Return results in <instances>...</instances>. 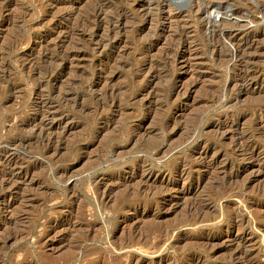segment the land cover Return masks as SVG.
<instances>
[{
    "label": "rangeland",
    "instance_id": "374dc122",
    "mask_svg": "<svg viewBox=\"0 0 264 264\" xmlns=\"http://www.w3.org/2000/svg\"><path fill=\"white\" fill-rule=\"evenodd\" d=\"M96 1L0 0V155L23 173L0 179V264H245L227 237L264 264V0L204 14L242 10L238 56L193 18L195 0H161L182 15L163 30L155 5L145 23L135 0H106L120 28L89 37ZM45 108L69 119L51 149L30 126Z\"/></svg>",
    "mask_w": 264,
    "mask_h": 264
},
{
    "label": "bare ground",
    "instance_id": "6f19581e",
    "mask_svg": "<svg viewBox=\"0 0 264 264\" xmlns=\"http://www.w3.org/2000/svg\"><path fill=\"white\" fill-rule=\"evenodd\" d=\"M161 0H159L158 2H156V0H135V6H136V10H139L141 11V15L139 16L143 22L145 23H148L149 21H151L153 19V12L151 9H155L154 7L152 8L153 5H155V7L159 8V11L160 12H164L165 11V16H163L161 19V23L160 26L162 27V30L163 28L165 29L166 27V24H168V26H170V28L172 27V23L173 22H176V24H178V21L180 19V17L182 15L181 12H178L175 14V12H170V4L168 5V3H162L160 2ZM165 1V0H164ZM225 1H229V0H225ZM234 3H236L238 0H230ZM97 2V1H96ZM106 4V0H100L97 2V5H94L92 7V9H90L89 12H86L84 15V17L82 18L83 21L81 22V26H82V29L84 30L83 34H87V36L91 37V31L93 29L94 26L98 27L100 29V27L102 26V24H105V26H107V32H115L116 29H118V27L120 28V25H121V15H119L116 19H112V17H107V15H105V12H104V6ZM193 9L195 11H193L194 13V16L196 17H193V18H197V19H201L204 21V26L205 27H212L213 31H217L219 33V35H221L225 40H226V43H228L229 45H234L235 44H239L240 41L242 40L243 37H245L244 35L246 36H250L249 34H251V30H250V27H249V30H247L246 28V24L244 21H238L236 20L237 17H238V14H241L242 10L240 9H230V10H227L228 12H230V14H225L226 16L223 17V18H220V23L217 24L216 21L213 19H211L209 16H206L204 15L205 12L207 11L208 7L213 5V1L212 0H195L194 3H193ZM238 4V3H236ZM241 4V2H240ZM126 5V4H125ZM235 5V4H234ZM239 6V5H238ZM107 7V6H106ZM240 7V6H239ZM131 8V6H130ZM133 8H134V5H133ZM132 8V9H133ZM157 8V9H158ZM107 9V8H106ZM156 9V10H157ZM242 9V7H241ZM116 12V11H115ZM192 14V13H191ZM112 15V14H111ZM127 15V14H126ZM139 15V14H138ZM113 16V15H112ZM116 17V16H115ZM125 18V17H123ZM179 18V19H178ZM236 18V19H235ZM81 19V18H80ZM79 19V20H80ZM154 20V19H153ZM248 20V19H247ZM124 21V20H123ZM249 22V21H248ZM251 22V21H250ZM125 23V22H124ZM152 24V23H151ZM78 25V24H76ZM124 25V24H123ZM179 27L181 26L180 24H178ZM177 25V26H178ZM184 25V24H183ZM190 25V24H189ZM189 25H186V26H189ZM80 26V27H81ZM87 26L89 28V26H92L90 27L88 30H87ZM185 26V25H184ZM219 26H222V27H219ZM143 27V26H142ZM176 27V26H175ZM216 27H218L217 29H215ZM71 28V27H70ZM181 28V27H180ZM185 28V27H184ZM176 29V28H175ZM103 30V29H102ZM169 30V29H168ZM172 30V29H171ZM177 30V29H176ZM179 32V31H178ZM183 32V31H182ZM212 32V31H211ZM74 33V32H73ZM82 33V32H81ZM177 33V32H176ZM262 33V32H261ZM103 34V33H101ZM106 34V33H105ZM115 34V33H114ZM117 34V32H116ZM174 34V33H173ZM192 34V33H191ZM68 35V34H67ZM66 35V36H67ZM78 35V34H77ZM177 35H180L177 34ZM107 36V35H106ZM188 36V35H187ZM82 37V36H81ZM112 37V36H111ZM171 37V36H169ZM101 38V37H100ZM253 38V37H252ZM60 39V38H59ZM70 39V38H69ZM104 39V38H103ZM108 39V38H106ZM110 39V37H109ZM112 39V38H111ZM113 39H117L116 37H113ZM186 40V39H185ZM62 41V40H60ZM68 41V40H67ZM111 41V40H110ZM117 40H114L113 41V44L116 43ZM246 41V40H245ZM255 41V40H254ZM185 41H183L184 43ZM222 42V41H221ZM63 43V42H62ZM65 43V42H64ZM193 43V42H192ZM248 43V42H246ZM103 44V43H102ZM101 44V45H102ZM251 44V43H250ZM249 44V46H250ZM46 45V44H45ZM54 45V44H53ZM107 45V43H106ZM111 45V44H110ZM190 45V44H189ZM112 46V45H111ZM169 46V45H168ZM233 46V47H234ZM239 46V45H238ZM244 46V45H243ZM46 47V46H44ZM50 47V46H48ZM58 48V46H56ZM61 47V45H60ZM103 47V46H102ZM242 47V46H241ZM52 48V47H51ZM228 48V47H227ZM50 49V48H48ZM53 49V48H52ZM187 49V48H186ZM191 49V48H190ZM189 49V50H190ZM234 49V52H236V55L239 54V47L237 48V45L235 46ZM249 48H247L248 50ZM63 50V49H62ZM78 50V49H77ZM213 50V49H212ZM56 51V50H55ZM60 51V50H59ZM39 52V51H38ZM52 52V51H51ZM74 52H71L70 53V56H73L74 55ZM44 53V52H43ZM54 53V51H53ZM57 53V52H56ZM61 53V52H60ZM111 53V52H110ZM38 54V53H37ZM52 54V53H51ZM58 54V53H57ZM77 53H75L76 55ZM171 54V53H170ZM177 54V53H176ZM241 54H242V51H241ZM240 54V55H241ZM44 55V54H43ZM48 55V54H47ZM149 55V54H148ZM244 55V54H243ZM53 56V54H52ZM63 56V55H62ZM66 56V55H64ZM63 56V57H64ZM238 56V55H237ZM51 57V56H49ZM181 57V56H180ZM54 58V57H53ZM71 58V57H70ZM69 58V59H70ZM76 58V57H74ZM190 58V57H189ZM52 59V57H51ZM56 59V58H55ZM67 59V58H65ZM116 60V58H114ZM175 59V58H174ZM32 60V59H31ZM37 60V59H36ZM59 60V59H57ZM64 60V59H63ZM29 61V60H28ZM52 61V60H51ZM32 62V61H31ZM35 62V61H34ZM69 62V61H68ZM170 62V61H169ZM240 62V61H239ZM29 63V62H28ZM54 63V62H53ZM156 64V63H155ZM164 64V63H163ZM172 64V63H171ZM190 64V63H189ZM35 65V64H34ZM32 64V66H34ZM70 65V64H69ZM72 65V64H71ZM184 65V64H183ZM31 66V65H30ZM115 66V65H114ZM154 66V65H153ZM108 67V66H107ZM157 67V66H156ZM101 70V69H100ZM110 70V69H109ZM104 72V71H103ZM101 73V72H100ZM99 73V74H100ZM107 73V72H106ZM59 74V73H58ZM49 75V73H48ZM51 77L53 76V74L51 73L50 74ZM49 75V76H50ZM115 75V71H110L109 75L107 76H101L102 79H108V78H111L112 76ZM48 77V76H47ZM55 78V77H54ZM58 78V77H57ZM48 79V78H47ZM50 79V78H49ZM239 79V78H238ZM103 81V80H102ZM107 81V80H106ZM59 82V81H58ZM247 87L251 88V89H255V87L258 86L257 83H253V81H249L247 83H245ZM257 85V86H256ZM185 93V92H184ZM47 104V103H46ZM43 105V104H42ZM50 106V105H49ZM42 107V106H41ZM44 108V107H43ZM43 110V109H42ZM46 110V108H45ZM40 111V110H39ZM42 116H38L37 119L32 123L30 124V126L32 127V129H37L41 132H44L45 128H46V131H49L51 132L49 135H51V137H48L47 138V142L48 144H50L48 146V148H50V146H52L53 144L55 145L57 143V141L59 142V140L61 139V134L63 135L65 132V130H67L69 128L68 124H69V119L66 117V116H63L62 115V112L59 113L57 110L55 109H47L46 111H44L43 114H41ZM263 127V126H262ZM229 128V127H228ZM56 129H61L60 131H58L59 133H55L54 130L57 132ZM70 129V128H69ZM221 129V127H220ZM53 130V131H52ZM228 130V129H227ZM260 131V130H259ZM45 133V132H44ZM48 133V132H47ZM226 133V132H225ZM261 133V132H260ZM46 134V133H45ZM44 135V134H43ZM47 135V134H46ZM263 136V134L261 135ZM46 140V138H45ZM11 147V146H10ZM15 147V146H14ZM251 148V146H250ZM259 148V147H258ZM51 149V148H50ZM257 147L253 146V148L250 149V151L248 153H250V156L251 158L254 157L256 155H258V151H257ZM16 151V149H15ZM241 151H243L241 149ZM245 151V150H244ZM47 152V151H46ZM17 154V153H16ZM204 157H206L208 155V151H207V148H204L202 150V153ZM256 154V155H255ZM18 156V155H17ZM208 157V156H207ZM17 158V157H16ZM14 160H15V154H14V151H11V150H7L5 149L4 152L2 153V155H0V163L1 164H4V168L5 170H7L8 174H7V178H0L2 179L1 182L4 186H6L11 180H16V179H20L21 176L23 175V173L19 170L18 172L16 173L15 171V168H13V164H14ZM211 164H213V160H211ZM206 163V162H205ZM210 164V163H209ZM258 164V163H257ZM260 164V163H259ZM2 166V165H1ZM206 166V165H205ZM209 166V165H208ZM152 173L150 171H147L145 173H143V175L141 176L142 179H144V181L142 182V186L143 184L145 185L149 179H151V175ZM25 176V175H24ZM5 177V176H4ZM129 179V178H128ZM141 179V180H142ZM17 182V181H16ZM16 184V183H15ZM10 185V183H9ZM14 185V184H13ZM11 186V185H10ZM9 186V187H10ZM1 187V186H0ZM8 187V186H7ZM8 187V188H9ZM12 187V186H11ZM10 187V189H11ZM146 187V186H145ZM7 188V189H8ZM193 212V211H192ZM197 223V222H196ZM198 224V223H197ZM226 248L227 250H229V255H230V260H237L240 258V256H244L246 258V261L244 262L245 264H253L252 262L253 261H250L251 260V253H250V249L248 250L247 249V243L248 241L246 240H243V239H237V238H230L226 239ZM203 243V242H202ZM210 244H213L211 242H209V240L207 241H204V244L205 246L207 245H210ZM250 245V244H249ZM252 250V249H251ZM244 258V259H245ZM248 258V259H247ZM238 262V260H237ZM235 261V263H237ZM241 262V261H240ZM243 263V261H242ZM233 264V262H232Z\"/></svg>",
    "mask_w": 264,
    "mask_h": 264
}]
</instances>
